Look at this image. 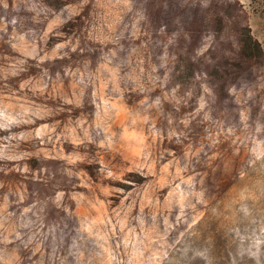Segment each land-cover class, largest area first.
I'll return each mask as SVG.
<instances>
[{
	"label": "rangeland",
	"instance_id": "374dc122",
	"mask_svg": "<svg viewBox=\"0 0 264 264\" xmlns=\"http://www.w3.org/2000/svg\"><path fill=\"white\" fill-rule=\"evenodd\" d=\"M0 264H264V0H0Z\"/></svg>",
	"mask_w": 264,
	"mask_h": 264
},
{
	"label": "trees",
	"instance_id": "16d2710c",
	"mask_svg": "<svg viewBox=\"0 0 264 264\" xmlns=\"http://www.w3.org/2000/svg\"><path fill=\"white\" fill-rule=\"evenodd\" d=\"M248 46L246 47V50H247Z\"/></svg>",
	"mask_w": 264,
	"mask_h": 264
}]
</instances>
